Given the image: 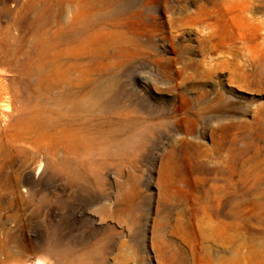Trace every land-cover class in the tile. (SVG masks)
<instances>
[{"label": "rangeland", "instance_id": "obj_1", "mask_svg": "<svg viewBox=\"0 0 264 264\" xmlns=\"http://www.w3.org/2000/svg\"><path fill=\"white\" fill-rule=\"evenodd\" d=\"M56 1L0 0V264H162L152 242L162 218L185 264H205L209 250H193L182 221L211 240L209 205L233 225L211 253L264 264V0H86L74 29L58 25ZM42 43L104 91L73 123L88 149L16 132L31 102H15L11 80L28 79ZM33 104L50 110L51 134L73 122L67 104Z\"/></svg>", "mask_w": 264, "mask_h": 264}, {"label": "bare ground", "instance_id": "obj_2", "mask_svg": "<svg viewBox=\"0 0 264 264\" xmlns=\"http://www.w3.org/2000/svg\"><path fill=\"white\" fill-rule=\"evenodd\" d=\"M11 2L12 4L15 5L18 3V0H11ZM48 4H52V1H50ZM55 4L57 5V14L60 13V18H59L60 20H58L57 22L58 25L59 26L62 24L71 25L72 29L76 28L79 21L82 18L86 17L87 15L86 13H88L87 11L89 10L86 0H57ZM107 34L108 33H102L97 35L89 34L87 36V39L88 42L95 43L96 41L99 40V38L102 39L105 38V36L108 37L109 35ZM36 48H37L36 53L38 57L34 61L32 60V62L35 64H32L30 62L31 65L24 64L25 66H27L26 68L23 66L25 68L23 69L25 71L24 73L29 74L28 75L29 80L28 79L23 81L11 80V82L14 81V85L15 83H17L18 85L17 94H15V96L17 95L16 97L17 100L15 102L17 103L19 102L22 103V101L31 102V105L28 106L26 110L24 106L23 108L20 107L21 110H19L20 111L19 117H21V119L23 120L22 122H20L21 124L17 126L16 132L20 135L22 133L29 134L31 132L40 130V132H42L44 136L47 138H56L57 140L69 138L75 144L74 148L88 149L91 146L92 142L88 137H85L84 135L85 129L83 127L81 128L76 127L74 126L73 123L75 120V116L77 114L82 112H86L87 114H90L93 112V109L98 104V97L100 96L102 98V96L104 95V91L100 89L99 85L95 86L94 88L92 82L91 84H89V80L86 78L87 71L81 70L77 66V64H73L69 66V68H67V71L60 69L59 59L63 57L64 54L66 53L64 50H60V51L55 50L53 52L52 58L49 59L47 57V48H50L48 47V44L42 43L40 44V46H37ZM24 52H25L24 54H27L26 51ZM76 70H80L79 71L80 74L78 73L77 74L78 76L77 75L72 76L70 72ZM5 80L7 79L0 71L1 85L3 83L4 84L3 86H5L6 84L4 83ZM25 81L32 83V92L29 91V88L26 86ZM1 85H0V97L6 93L5 88L7 86L6 85L5 88H3ZM73 86H76L77 88L80 87V90L73 89ZM7 90H9V88ZM54 91L61 92L62 93L61 96L58 98H51L50 96H48L52 94ZM6 94L8 95V93ZM43 99H45L47 103L49 102L52 104L57 103L59 105L62 104L69 105V109L73 114L71 118V120H73V122H71L72 124L71 123L66 124L67 127L66 129H60L54 134L48 132L46 129V124H47L46 115L50 113V110L47 111L46 109L42 107L41 108L36 107V105L33 104L34 102L36 103V101H42ZM3 107H4L3 103H0V110H2ZM53 114L57 115L58 117L60 116V113L59 114L53 113ZM169 168H170L169 158H167L162 164L161 173L159 177L160 185L163 188L161 191V197L163 199H167L169 196L168 191L166 190V188H164L167 186V182H168L167 180L169 179L172 180L170 173L168 171ZM207 210H209L211 216L210 217L211 220H209L208 223L209 234L212 236L211 240L203 236V233L205 232L206 229L204 228L202 223L195 222V223L187 224L185 221H182V225H183L182 227H184L185 231L192 233L191 240L188 243L191 245L194 251L196 249H199V247L203 248L202 250H205L206 248L207 250H209L206 252L207 259L205 264H215V261L216 262L221 261L220 264H226L225 261H223V258H217L215 255L211 253L210 247L212 244L211 242L214 241V237L216 239V237L219 238L221 236L222 237L225 236L226 230L228 231L229 229L230 231H233V225H230L228 227L224 225L217 206L209 205ZM195 212L198 211L195 210ZM166 222L167 221L164 218L155 221L153 228V238H152L153 247L156 250L159 260L161 261L162 264H185L187 262V258L184 253L183 243L176 245L174 238L172 236L166 235L165 233ZM196 257L197 255L193 258L194 263H196Z\"/></svg>", "mask_w": 264, "mask_h": 264}]
</instances>
